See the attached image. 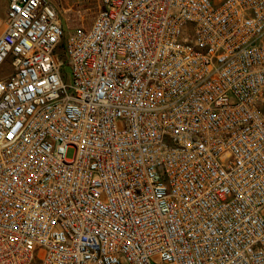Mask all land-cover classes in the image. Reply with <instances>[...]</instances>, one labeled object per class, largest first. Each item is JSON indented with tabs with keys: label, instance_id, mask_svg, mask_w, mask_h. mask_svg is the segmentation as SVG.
<instances>
[{
	"label": "built area",
	"instance_id": "1",
	"mask_svg": "<svg viewBox=\"0 0 264 264\" xmlns=\"http://www.w3.org/2000/svg\"><path fill=\"white\" fill-rule=\"evenodd\" d=\"M98 1L0 15V264H264V0Z\"/></svg>",
	"mask_w": 264,
	"mask_h": 264
},
{
	"label": "rangeland",
	"instance_id": "2",
	"mask_svg": "<svg viewBox=\"0 0 264 264\" xmlns=\"http://www.w3.org/2000/svg\"><path fill=\"white\" fill-rule=\"evenodd\" d=\"M56 10L63 26L64 33L80 25H90L99 9L98 0H47ZM6 0H0V15L5 12ZM69 72V68H64Z\"/></svg>",
	"mask_w": 264,
	"mask_h": 264
},
{
	"label": "crops",
	"instance_id": "3",
	"mask_svg": "<svg viewBox=\"0 0 264 264\" xmlns=\"http://www.w3.org/2000/svg\"><path fill=\"white\" fill-rule=\"evenodd\" d=\"M6 3H7V0H6Z\"/></svg>",
	"mask_w": 264,
	"mask_h": 264
}]
</instances>
